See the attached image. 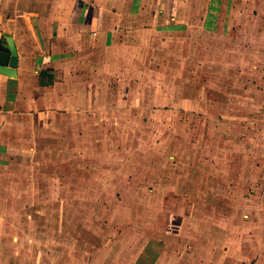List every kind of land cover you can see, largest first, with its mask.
I'll return each mask as SVG.
<instances>
[{
    "label": "rangeland",
    "instance_id": "rangeland-1",
    "mask_svg": "<svg viewBox=\"0 0 264 264\" xmlns=\"http://www.w3.org/2000/svg\"><path fill=\"white\" fill-rule=\"evenodd\" d=\"M208 1L195 0L191 31L134 43L133 59L102 82L104 103L17 116L6 142L15 154L0 156V226L37 224L38 256L74 236L128 251L126 264H156L165 249L183 264L254 260L264 243V0H223L213 32ZM29 234L13 229L0 245L21 258L12 247Z\"/></svg>",
    "mask_w": 264,
    "mask_h": 264
},
{
    "label": "crops",
    "instance_id": "crops-1",
    "mask_svg": "<svg viewBox=\"0 0 264 264\" xmlns=\"http://www.w3.org/2000/svg\"><path fill=\"white\" fill-rule=\"evenodd\" d=\"M208 2L203 25L207 32H213L220 25L224 4L223 0ZM199 9L195 0H0V50L6 48L3 36L10 34L19 53L18 76L0 73L3 164L15 154L8 155L11 147L6 142L20 132L17 116L44 118L57 111L99 106L105 101L98 96L102 82L109 81L122 59L125 64L133 59L134 43L149 41L157 30H167L171 35L191 31L196 28ZM4 225L0 226L2 236L13 229L18 233L29 230L34 235L29 234L33 236L30 242L13 245L17 254L25 250L21 258L10 257L8 245L1 244L0 264H126L123 255L128 251L105 250L74 236L60 252L52 249L41 257L37 255V238H33L44 231L37 224L20 228ZM167 250L156 264L184 263L175 257L170 259ZM256 252L248 264H264V243L257 246Z\"/></svg>",
    "mask_w": 264,
    "mask_h": 264
},
{
    "label": "water",
    "instance_id": "water-1",
    "mask_svg": "<svg viewBox=\"0 0 264 264\" xmlns=\"http://www.w3.org/2000/svg\"><path fill=\"white\" fill-rule=\"evenodd\" d=\"M3 38L6 48L0 50V73L17 77L19 64L18 48L12 35L5 34Z\"/></svg>",
    "mask_w": 264,
    "mask_h": 264
}]
</instances>
